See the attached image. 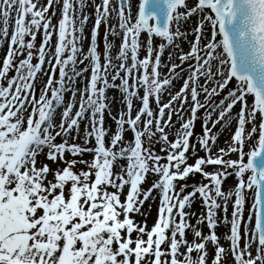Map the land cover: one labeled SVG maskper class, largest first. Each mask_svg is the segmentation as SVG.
I'll return each mask as SVG.
<instances>
[{
	"label": "snow or ice",
	"instance_id": "6c2138e0",
	"mask_svg": "<svg viewBox=\"0 0 264 264\" xmlns=\"http://www.w3.org/2000/svg\"><path fill=\"white\" fill-rule=\"evenodd\" d=\"M0 48V264H264V0H0Z\"/></svg>",
	"mask_w": 264,
	"mask_h": 264
},
{
	"label": "bare ground",
	"instance_id": "6f19581e",
	"mask_svg": "<svg viewBox=\"0 0 264 264\" xmlns=\"http://www.w3.org/2000/svg\"><path fill=\"white\" fill-rule=\"evenodd\" d=\"M135 10H136V0H133V12L135 13ZM91 11V10H90ZM144 37L142 36V39H143ZM6 47V46H5ZM184 47L186 48L187 47V45H184ZM3 49L2 48H0V56H3ZM115 110V109H114ZM108 123H110V121H107ZM229 135H230V133L229 132H227V131H225L224 133H223V135L220 137V139H219V144H223V142L226 140V139H228V137H229ZM234 156V154H232V157ZM234 158V157H233ZM233 183V178L232 177H230L227 181H226V186L227 185H230V184H232ZM198 205H199V203L197 202V204H195L194 206H193V208L194 209H196V208H198ZM156 208V205L155 204H153L152 205V209H155ZM145 210H147V205L145 206ZM151 215V213L149 214V216ZM217 231H218V233H223L224 231H225V229L224 228H218L217 229ZM224 241H222V243H223Z\"/></svg>",
	"mask_w": 264,
	"mask_h": 264
},
{
	"label": "rangeland",
	"instance_id": "374dc122",
	"mask_svg": "<svg viewBox=\"0 0 264 264\" xmlns=\"http://www.w3.org/2000/svg\"><path fill=\"white\" fill-rule=\"evenodd\" d=\"M91 9H89V11H90ZM89 27H90V25H89ZM101 32H103V25L101 26ZM39 39H40V37H39V35H38V37H37V43H39ZM144 39V38H143ZM6 46V45H5ZM101 48H102V44H101ZM187 48V47H186ZM185 48V49H186ZM174 119H175V117H174ZM197 130H199V121H197ZM218 143H219V141H218ZM157 147H159V145H157ZM249 145H246V147H245V151L247 152L248 150H249ZM234 158H236V154H234V156H233ZM245 159H246V157H245ZM199 179H200V177H199V175L197 174L196 176H193V177H191V180H193V181H199ZM234 182V181H233ZM147 205V204H146ZM145 205V206H146ZM199 208H200V206L198 205V208H196V209H194V210H199ZM154 218H155V209H152V211H151V215L149 216L148 215V217H147V220H148V224L149 225H151L152 223H153V221H154ZM137 219H141V217H137ZM205 231H207V229L205 228ZM218 232V231H217Z\"/></svg>",
	"mask_w": 264,
	"mask_h": 264
}]
</instances>
